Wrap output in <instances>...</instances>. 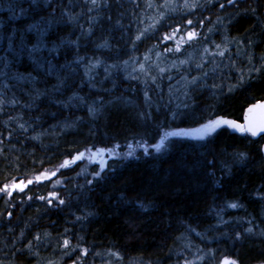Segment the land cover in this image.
Returning a JSON list of instances; mask_svg holds the SVG:
<instances>
[{
    "label": "trees",
    "instance_id": "trees-1",
    "mask_svg": "<svg viewBox=\"0 0 264 264\" xmlns=\"http://www.w3.org/2000/svg\"><path fill=\"white\" fill-rule=\"evenodd\" d=\"M263 99L264 0H0V264H264V135L190 133Z\"/></svg>",
    "mask_w": 264,
    "mask_h": 264
},
{
    "label": "rangeland",
    "instance_id": "rangeland-1",
    "mask_svg": "<svg viewBox=\"0 0 264 264\" xmlns=\"http://www.w3.org/2000/svg\"><path fill=\"white\" fill-rule=\"evenodd\" d=\"M209 125H211V128L208 127ZM224 125L229 127L233 131L242 132L241 131V128H242L241 125H239L233 121H230L228 119H225V118H218V119H215L211 122L203 124L200 127L193 129L192 131H190V133L192 135H195L198 137L206 136V135L208 136V135H210V133H212L215 130L216 127H220V126H224ZM187 131L188 130H184V129H170L167 132L169 134L177 135V134L185 133ZM160 148H161L160 144L157 146L155 144L153 146L154 151H159ZM148 152H149L148 145L141 142V143H137V144L132 145L130 147L129 152L127 153V156L129 158H135L140 153L141 154H147ZM117 154H116V152H112V153L108 154V153H103L101 150H98V149H89V150H86L85 152H83L79 159H74V158H72L71 160L69 159L67 166H69L71 164H77V163L78 164H82V163L83 164H95L98 169L102 170V169H105L108 165V159H109L108 155L115 156L116 158H114V159H117V157L120 158V156Z\"/></svg>",
    "mask_w": 264,
    "mask_h": 264
},
{
    "label": "water",
    "instance_id": "water-1",
    "mask_svg": "<svg viewBox=\"0 0 264 264\" xmlns=\"http://www.w3.org/2000/svg\"><path fill=\"white\" fill-rule=\"evenodd\" d=\"M241 126L253 138L264 135V99L250 103L245 108ZM261 151L264 156V142ZM80 156L75 154L74 159H79Z\"/></svg>",
    "mask_w": 264,
    "mask_h": 264
},
{
    "label": "snow or ice",
    "instance_id": "snow-or-ice-1",
    "mask_svg": "<svg viewBox=\"0 0 264 264\" xmlns=\"http://www.w3.org/2000/svg\"><path fill=\"white\" fill-rule=\"evenodd\" d=\"M208 127L211 128V125H209ZM243 130H244V129L241 128V131H243ZM253 134H255V133H253ZM166 135H167V134H166ZM65 163H68V162H65ZM65 243H67V241H66ZM225 264H228V262L226 261Z\"/></svg>",
    "mask_w": 264,
    "mask_h": 264
},
{
    "label": "bare ground",
    "instance_id": "bare-ground-1",
    "mask_svg": "<svg viewBox=\"0 0 264 264\" xmlns=\"http://www.w3.org/2000/svg\"><path fill=\"white\" fill-rule=\"evenodd\" d=\"M114 158V157H113ZM110 159V158H109ZM107 169V168H106ZM104 171V170H103ZM204 236H206V235H204Z\"/></svg>",
    "mask_w": 264,
    "mask_h": 264
}]
</instances>
